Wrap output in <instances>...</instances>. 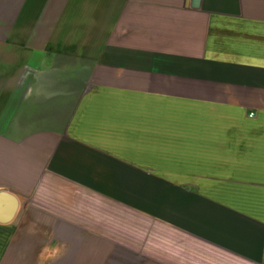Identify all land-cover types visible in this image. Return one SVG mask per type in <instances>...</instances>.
<instances>
[{
  "label": "crops",
  "instance_id": "0c3cea01",
  "mask_svg": "<svg viewBox=\"0 0 264 264\" xmlns=\"http://www.w3.org/2000/svg\"><path fill=\"white\" fill-rule=\"evenodd\" d=\"M195 2L0 0V264H264V0Z\"/></svg>",
  "mask_w": 264,
  "mask_h": 264
},
{
  "label": "water",
  "instance_id": "95a60500",
  "mask_svg": "<svg viewBox=\"0 0 264 264\" xmlns=\"http://www.w3.org/2000/svg\"><path fill=\"white\" fill-rule=\"evenodd\" d=\"M198 2H199V0H196L195 5H198ZM4 197L9 199L10 205L7 208L8 212L5 213V216H0V220L1 221H8L14 216V214H15V212L17 210L18 199H17V197L14 194H12L10 192L1 191L0 192V215H1V211H2L1 210L2 209L1 208V202H2L1 199L4 198Z\"/></svg>",
  "mask_w": 264,
  "mask_h": 264
},
{
  "label": "rangeland",
  "instance_id": "374dc122",
  "mask_svg": "<svg viewBox=\"0 0 264 264\" xmlns=\"http://www.w3.org/2000/svg\"><path fill=\"white\" fill-rule=\"evenodd\" d=\"M91 203V202H90ZM103 206V204H101ZM103 209V208H102ZM118 211H121V210H118ZM146 226L148 227H156V225L152 224V223H147L145 224Z\"/></svg>",
  "mask_w": 264,
  "mask_h": 264
}]
</instances>
